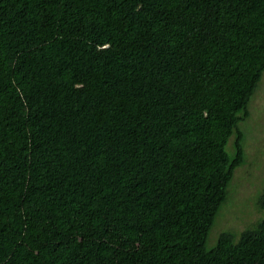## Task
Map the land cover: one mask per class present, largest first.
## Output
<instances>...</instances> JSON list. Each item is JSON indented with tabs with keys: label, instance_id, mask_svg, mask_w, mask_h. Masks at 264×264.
Wrapping results in <instances>:
<instances>
[{
	"label": "trees",
	"instance_id": "16d2710c",
	"mask_svg": "<svg viewBox=\"0 0 264 264\" xmlns=\"http://www.w3.org/2000/svg\"><path fill=\"white\" fill-rule=\"evenodd\" d=\"M263 74L264 0H0V264H264Z\"/></svg>",
	"mask_w": 264,
	"mask_h": 264
},
{
	"label": "rangeland",
	"instance_id": "374dc122",
	"mask_svg": "<svg viewBox=\"0 0 264 264\" xmlns=\"http://www.w3.org/2000/svg\"><path fill=\"white\" fill-rule=\"evenodd\" d=\"M240 128L244 134L245 163L235 171L229 188L232 193L218 215L209 239L216 238L229 228L241 231L259 216L252 206V199L258 192L253 189L251 182L261 179L259 168L264 167V74L251 99L249 117L240 124Z\"/></svg>",
	"mask_w": 264,
	"mask_h": 264
}]
</instances>
